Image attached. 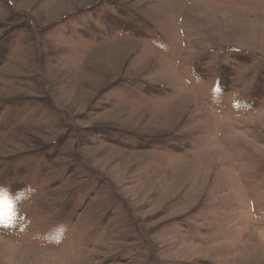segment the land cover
I'll return each mask as SVG.
<instances>
[{
	"label": "rangeland",
	"instance_id": "374dc122",
	"mask_svg": "<svg viewBox=\"0 0 264 264\" xmlns=\"http://www.w3.org/2000/svg\"><path fill=\"white\" fill-rule=\"evenodd\" d=\"M0 185V264H264V0H0Z\"/></svg>",
	"mask_w": 264,
	"mask_h": 264
},
{
	"label": "snow or ice",
	"instance_id": "6c2138e0",
	"mask_svg": "<svg viewBox=\"0 0 264 264\" xmlns=\"http://www.w3.org/2000/svg\"><path fill=\"white\" fill-rule=\"evenodd\" d=\"M213 92L219 94L220 89L214 88ZM234 107H239V104H234ZM21 194H11L7 189L0 187V226L10 227L14 219L18 216L17 203Z\"/></svg>",
	"mask_w": 264,
	"mask_h": 264
},
{
	"label": "clouds",
	"instance_id": "9594fccd",
	"mask_svg": "<svg viewBox=\"0 0 264 264\" xmlns=\"http://www.w3.org/2000/svg\"><path fill=\"white\" fill-rule=\"evenodd\" d=\"M0 187H3V188H5V189H7L9 191V189L6 186H4V185H0ZM61 227H65V226H61Z\"/></svg>",
	"mask_w": 264,
	"mask_h": 264
},
{
	"label": "bare ground",
	"instance_id": "6f19581e",
	"mask_svg": "<svg viewBox=\"0 0 264 264\" xmlns=\"http://www.w3.org/2000/svg\"><path fill=\"white\" fill-rule=\"evenodd\" d=\"M153 54H154V52H153ZM0 236H1V234H0ZM6 238H8V237H6ZM8 239H10V237ZM7 241H10V240H7ZM34 249H38V248H34ZM39 249H45V248H39Z\"/></svg>",
	"mask_w": 264,
	"mask_h": 264
}]
</instances>
